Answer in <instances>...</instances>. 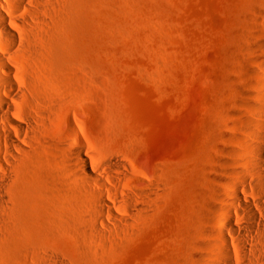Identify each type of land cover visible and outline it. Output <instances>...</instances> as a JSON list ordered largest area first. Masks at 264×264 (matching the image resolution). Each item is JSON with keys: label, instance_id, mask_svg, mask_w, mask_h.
I'll use <instances>...</instances> for the list:
<instances>
[{"label": "rangeland", "instance_id": "rangeland-1", "mask_svg": "<svg viewBox=\"0 0 264 264\" xmlns=\"http://www.w3.org/2000/svg\"><path fill=\"white\" fill-rule=\"evenodd\" d=\"M44 15L37 67L21 63L55 114L13 156L0 136V264H203L216 178H237L256 143L245 125L264 94V0H65ZM44 79L80 108L48 100L60 93ZM76 149L128 165L108 232L89 223L88 189L72 191Z\"/></svg>", "mask_w": 264, "mask_h": 264}, {"label": "bare ground", "instance_id": "bare-ground-1", "mask_svg": "<svg viewBox=\"0 0 264 264\" xmlns=\"http://www.w3.org/2000/svg\"><path fill=\"white\" fill-rule=\"evenodd\" d=\"M63 1L0 0V136L6 140L4 151L10 156L13 151H23L20 144L30 142L29 132H35L36 136L38 127L55 114L48 103L44 104L45 115L34 103L39 100L38 88L30 84L27 68L21 61L37 67L32 60L38 51L36 41L44 36L41 33L47 22L44 14L51 11L52 2L60 4ZM260 51L264 55V44L260 45ZM262 61L264 63V58ZM44 82L49 89L60 93L48 95V100L68 108H80L81 103L71 99L75 91L57 80L44 79ZM253 98L248 108L258 119L245 125V136L256 143L248 147L245 158L236 160L239 164L237 178H233L232 173L230 179L221 175L216 178L224 188L216 209V228L209 231L211 242L203 246L206 252L203 264H264V94H256ZM226 125L231 127L232 123L227 121ZM232 153L238 154V151ZM75 154L83 165L71 174V188L75 193L82 187L88 189L93 202L89 223L100 234L99 224H103V218L112 216L118 220L115 213L110 215L105 211L121 206L118 191H124L118 181L129 172L128 165L113 158L105 161L107 166L93 165L92 156L79 149ZM0 166H4L1 158ZM248 186L253 190H248ZM125 194L131 206L132 196ZM140 197L138 195V199ZM239 217L247 222L239 223ZM103 230L109 231L104 224Z\"/></svg>", "mask_w": 264, "mask_h": 264}]
</instances>
